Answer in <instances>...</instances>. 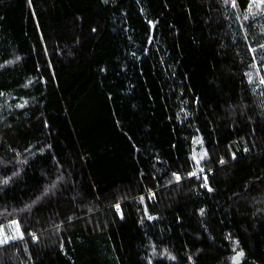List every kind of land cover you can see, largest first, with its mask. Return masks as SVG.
I'll list each match as a JSON object with an SVG mask.
<instances>
[{"label":"trees","instance_id":"obj_1","mask_svg":"<svg viewBox=\"0 0 264 264\" xmlns=\"http://www.w3.org/2000/svg\"><path fill=\"white\" fill-rule=\"evenodd\" d=\"M248 2L0 0V264H264Z\"/></svg>","mask_w":264,"mask_h":264},{"label":"rangeland","instance_id":"obj_2","mask_svg":"<svg viewBox=\"0 0 264 264\" xmlns=\"http://www.w3.org/2000/svg\"><path fill=\"white\" fill-rule=\"evenodd\" d=\"M233 6V0H228ZM247 7L244 12H235V17L237 21L240 23H251L253 26L259 31L258 34L264 35V3H261L260 0H256L254 3L253 0H248ZM252 26V25H251ZM245 34H247V31L244 29ZM262 45L260 46V48ZM264 47V45H263ZM257 49V48H256ZM259 49V48H258ZM251 52H255V48H251ZM264 59V57H263ZM248 79L253 82L256 85H259L261 87H264V63L259 65L258 62H254L252 65V68L248 72ZM198 144H201L199 140L195 142V149L192 153V156L196 160L197 163H199L204 156V151L201 146H198ZM7 238V243L16 239L21 238V234L19 231L18 224L15 221H11L6 226L0 225V241L5 240ZM5 243H0V245ZM239 256H234L230 258V262L233 264H239L238 260Z\"/></svg>","mask_w":264,"mask_h":264},{"label":"snow or ice","instance_id":"obj_3","mask_svg":"<svg viewBox=\"0 0 264 264\" xmlns=\"http://www.w3.org/2000/svg\"><path fill=\"white\" fill-rule=\"evenodd\" d=\"M234 2H235V0H233V4H234ZM253 2L255 3L256 0H253ZM260 2L264 3V0H260ZM262 82H264V81H262ZM177 179H179V177H177ZM0 243H7V238H5V240H3V241H0Z\"/></svg>","mask_w":264,"mask_h":264},{"label":"water","instance_id":"obj_4","mask_svg":"<svg viewBox=\"0 0 264 264\" xmlns=\"http://www.w3.org/2000/svg\"><path fill=\"white\" fill-rule=\"evenodd\" d=\"M241 255V254H240ZM240 255H236L237 257L239 256L238 260L240 261Z\"/></svg>","mask_w":264,"mask_h":264}]
</instances>
